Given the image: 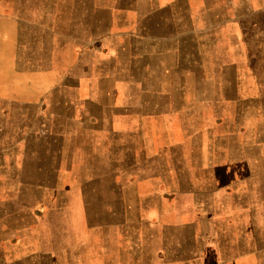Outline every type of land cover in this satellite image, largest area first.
Returning <instances> with one entry per match:
<instances>
[{"label":"rangeland","instance_id":"rangeland-1","mask_svg":"<svg viewBox=\"0 0 264 264\" xmlns=\"http://www.w3.org/2000/svg\"><path fill=\"white\" fill-rule=\"evenodd\" d=\"M0 2L34 25L19 50L28 87L0 97L3 262L32 245L34 264H264V0L165 9L184 71L162 81L160 137L145 149L135 135L129 151L81 134L73 104L97 88L74 76L97 35L141 32L143 2L159 0Z\"/></svg>","mask_w":264,"mask_h":264},{"label":"crops","instance_id":"crops-1","mask_svg":"<svg viewBox=\"0 0 264 264\" xmlns=\"http://www.w3.org/2000/svg\"><path fill=\"white\" fill-rule=\"evenodd\" d=\"M175 1L143 2L138 18V22L143 25L141 32L97 35L84 51L83 55H89L91 61H80L74 78L79 88L86 85L97 90L90 91V96L73 104L76 113L73 121L79 126L81 134L88 133L91 137L106 135L116 139L124 137L127 141L122 145L128 151L130 138L135 135L142 143L140 147L142 145L145 149L149 142L154 143L160 137L161 133L155 130V126L162 118V81L171 80L172 74L184 71L173 44L175 38L163 33L165 26L176 23V16H173L174 20L166 19L171 14L166 13V10L172 9ZM33 31V22L28 23L27 18L2 10L0 2L1 98H14L16 101L21 93L19 90L28 87L27 78L33 74V68L32 64L28 67L26 61L21 64L19 50L21 40L26 39L28 34L32 35ZM46 31L49 33L51 30L48 27ZM131 90L138 95L135 96ZM65 104L66 101H63L62 105ZM82 104L86 107L89 104L90 110L82 108ZM57 105H60L59 101ZM46 111L47 120L49 108ZM131 121H135V124L138 122L136 126L132 125L133 129H130ZM49 133L57 137L66 135V131L63 134L58 131ZM104 228L106 226L97 227L96 230L100 233ZM99 238L95 247L97 259L108 253L106 236L99 235ZM21 244L25 243L19 242ZM29 250L30 254L24 259L17 258L9 264H34L32 245ZM3 261L0 257V264H6ZM102 264H108V261Z\"/></svg>","mask_w":264,"mask_h":264}]
</instances>
